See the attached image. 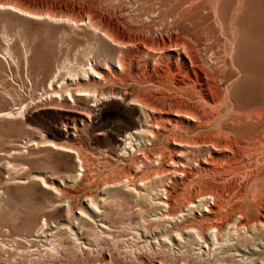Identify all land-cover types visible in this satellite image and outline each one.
<instances>
[{
	"label": "rangeland",
	"instance_id": "rangeland-1",
	"mask_svg": "<svg viewBox=\"0 0 264 264\" xmlns=\"http://www.w3.org/2000/svg\"><path fill=\"white\" fill-rule=\"evenodd\" d=\"M188 1L0 0V264H264V148L239 155L225 174L200 173L210 158L222 165L219 135L247 141L252 127L236 120L264 112V0ZM105 21L191 46L219 85V105L198 126L187 113L195 100L170 81L147 84L142 71L120 84L96 79L90 68L106 79L118 73ZM131 56L141 70L143 59ZM117 93L132 105L112 100ZM142 97L146 109L131 101ZM165 190V202L202 192L221 196L223 208L172 220L181 210L158 204Z\"/></svg>",
	"mask_w": 264,
	"mask_h": 264
},
{
	"label": "bare ground",
	"instance_id": "bare-ground-1",
	"mask_svg": "<svg viewBox=\"0 0 264 264\" xmlns=\"http://www.w3.org/2000/svg\"><path fill=\"white\" fill-rule=\"evenodd\" d=\"M13 7L14 6H12V7L9 6L7 8L9 10L14 11L15 13H18L19 15H23L27 18H32V19L35 18V16L30 15L31 13L30 14L23 13L22 10H21L22 11L21 12L20 10L13 8ZM178 10H179V8H178ZM124 18H126V17H124ZM148 18H150V17H148ZM150 20L151 19H149V21ZM151 22H153V21H151ZM118 24H120V23H118ZM104 25H105L104 30L101 33L102 37L104 39L110 41L111 43H113V45H115L117 47V51L119 52L120 55L118 54L119 58H117V60H116V64L118 66V71L116 70V73L117 72L118 73L116 74V76H107V79H106L103 75H101V74L97 75L95 72L92 71L91 68L89 69L92 73H94L95 78L97 77L103 84L106 80H110L111 82H117L119 84L123 83V81L125 82L127 80H130V78H132V81H133V78L134 79L137 78L141 71L143 72V75L145 76V77L143 76L144 79L147 80V84L153 83V84H158L160 87H163L164 86L163 84H165L166 81L167 82L170 81L169 85L167 84L168 87H170L169 90L177 92L181 95H186L188 97V99H190V101L195 100L194 103H192V104L187 103L188 104L187 113H189V115H191L192 118H194V119H190V120H194V122H196L198 124V126L201 124L202 116L204 115L203 111L204 110H205V112L207 110L210 111V108H213V107L216 108L217 104L219 105V102L222 99V93L218 89L219 85L217 87V81L215 83L214 77L211 76L209 72H207L208 70H205L203 68L202 64L200 63L201 60L199 61L198 56H196L197 54H194L193 52H191V49H190L191 46L189 48H186L185 46H180L179 44H176L175 39L172 37L173 35L171 36L170 34L162 35L161 33L153 32L154 34L151 38H150V36L148 37V35H145V34H137V33L129 34V33H127L128 31L126 32L124 30V28H126L125 26H127L125 21H122V23L120 24L121 26L117 25V22L115 24V23H111L108 21H105ZM127 28H128V26H127ZM129 30L131 32L132 29H129ZM187 44H184V45H187ZM135 45H137V46L140 45V46L134 49ZM133 52L139 54L140 57L144 61V66H143V68H141V70H138V65L136 63L135 57H134V61L132 59L131 54ZM194 52L196 53L195 50H194ZM129 54H130V57H128ZM200 59H202V57ZM140 62H141V60H140ZM106 69L111 72L112 67L108 66V67H106ZM127 70H131V72H129ZM210 71H211V69H210ZM212 75H214V74H212ZM73 77H75V76H73ZM120 92H122V91H120ZM113 94H114V92H113ZM94 95H96V94H94ZM129 95L130 94H127V93H117V94L113 95L111 99L112 100H121L125 107H130V105H132V104H130V102H128V98H129L128 96ZM142 100H143V102L139 101V100H131V101H133V103H136V104H139V103L143 104V106H142L143 108L150 104L147 99H144V97H142ZM107 101H109V100L105 99V97H101L100 99L96 100V103H98L99 106L102 109H104L105 105L108 103ZM146 108L147 107H145V109ZM92 110L93 109L90 110L91 113H92ZM88 113H89V111H88ZM93 113H97V112L93 111ZM186 119H187V117H186ZM76 120L79 121L81 125L83 123H86L87 120L89 122H91V120H89L88 118L80 117V116H78L76 118ZM77 121H74L72 123L73 127H69L70 130H72L74 132L77 131V129H78V128H76V126H77L76 122ZM236 121H238L237 122L238 124H236L237 127H239L240 125H242L243 127H247V126L252 127L253 130L250 129L252 132L251 131L250 132L245 131V132H247V135H245V136H246V138H248V140L244 141L243 140L245 138L244 137L242 139H233L231 141V140H227L226 136L219 135L220 137L224 138L225 145H223L222 143H219L218 148L220 150H224V153H226V154H223V155H225L224 156L225 159H222L223 160L222 165L220 163H218L217 161H214V159H212V158H210L211 159L210 162L205 161L204 163L208 167L205 166L206 169H201V171H200L201 174L207 175V174H211L213 172L218 173L220 175L225 174L228 172L226 170V167H228L230 170H233L232 164L234 163L233 165H235L236 162H238L239 155L242 156L243 154H247V153H249V155L250 154L252 155L255 152H258L259 150H262L264 148V112L256 110V111L251 112L250 114L248 113V114L239 116V119ZM197 130H199V127L197 128ZM227 131L229 133H231L230 128L227 129ZM219 133H220V131H219ZM237 133H238V131H237ZM223 134H224V132H223ZM225 134H226V131H225ZM231 134L236 135L235 132L231 133ZM227 136H228V134H227ZM197 137L200 138V141H202L201 142L202 144H208L209 143L206 140L205 134L199 133ZM236 137H238V135H236ZM202 139H205V140H202ZM182 143L184 144V142H182ZM187 144H188V147H189V145H190V147L199 145L198 142H188V143L186 142L185 145H187ZM260 153H261V151H260ZM177 157L178 158L173 160L174 165H180L183 167L184 163H182L183 160H181V159H183V158H181L182 156L178 155ZM209 157H211V156H209ZM171 170H175V169H171ZM132 188H134L132 190L133 191L132 193H134V191L136 190L135 185ZM263 188H264V186H263ZM136 193H134V194L136 195ZM163 196H162L163 197L162 200L158 204L163 206V208L165 209V212L169 213L170 209H174V207L181 210L179 213V217H177V218H175V217L170 218L171 215L170 214L168 215L169 218L172 220H179L180 218L185 219V217H187V214L191 213V212H189L190 208H193V209H196L199 211H200V208H202V209H204V212L208 213V214H212V212H213L211 207H215L217 209V211H220L223 208L221 206L223 204V202H222V204L220 202V201H223V200H221V196L209 197V196H205L202 192H200L198 194V198L192 202L185 203L186 201L182 202L183 201L182 200L181 202L183 204H181V205H178V202H177L178 200L174 201V202L172 201L171 203L165 202V201H168L166 190H165V194ZM181 199H182V197L180 198V200ZM223 199H224V197H223ZM176 202H177V204H176ZM210 202H212V203H210ZM179 204H180V202H179ZM91 207H93V206H91ZM186 211L188 213H184ZM241 219H243V217H239V219L235 220V221H239ZM233 222H234V220H233ZM229 226H231V225H229ZM101 227H102V224H101ZM190 229L192 232L193 231L192 227ZM212 230L213 231L210 232V237L212 236L215 239L216 234L218 232V228L214 227ZM101 234H103V233H101ZM196 234H197L196 237L202 243L205 244V240L203 237L204 234L200 235L198 232H196ZM80 235H82V234H80ZM177 236H180V234H177ZM81 246H82V244H81ZM88 251H89V249H88Z\"/></svg>",
	"mask_w": 264,
	"mask_h": 264
}]
</instances>
